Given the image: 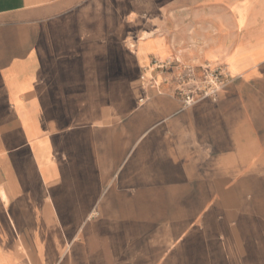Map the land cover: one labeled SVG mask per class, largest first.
Wrapping results in <instances>:
<instances>
[{
  "label": "crops",
  "instance_id": "1",
  "mask_svg": "<svg viewBox=\"0 0 264 264\" xmlns=\"http://www.w3.org/2000/svg\"><path fill=\"white\" fill-rule=\"evenodd\" d=\"M146 10L0 0V264H264V0Z\"/></svg>",
  "mask_w": 264,
  "mask_h": 264
},
{
  "label": "built area",
  "instance_id": "2",
  "mask_svg": "<svg viewBox=\"0 0 264 264\" xmlns=\"http://www.w3.org/2000/svg\"><path fill=\"white\" fill-rule=\"evenodd\" d=\"M158 66L165 68L169 64L159 63ZM199 68L200 76H197L192 66H184L177 76V93L185 105L205 98L216 99L225 87L226 71L223 67L203 65Z\"/></svg>",
  "mask_w": 264,
  "mask_h": 264
},
{
  "label": "rangeland",
  "instance_id": "3",
  "mask_svg": "<svg viewBox=\"0 0 264 264\" xmlns=\"http://www.w3.org/2000/svg\"><path fill=\"white\" fill-rule=\"evenodd\" d=\"M125 1V0H124ZM172 0H133L134 7L138 8V10H141V8H147L149 11H135L132 16L128 17V19L136 21H141L145 19H155L156 12H153L152 10L159 5H163L165 3L171 2ZM121 2L119 1V7H121ZM126 13L123 11H118V19H125ZM169 15V14H168ZM148 35H145L144 37H147Z\"/></svg>",
  "mask_w": 264,
  "mask_h": 264
}]
</instances>
